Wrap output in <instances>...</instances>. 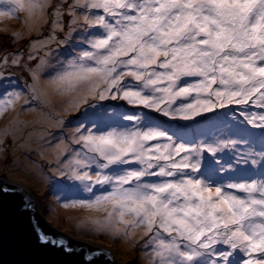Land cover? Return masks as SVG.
Segmentation results:
<instances>
[{
  "label": "snow or ice",
  "instance_id": "1",
  "mask_svg": "<svg viewBox=\"0 0 264 264\" xmlns=\"http://www.w3.org/2000/svg\"><path fill=\"white\" fill-rule=\"evenodd\" d=\"M20 14L8 35L24 47L0 51V118L16 112L0 146L29 129L56 157L61 206L102 212L90 223L113 238L143 229L147 264H264V0H0V20Z\"/></svg>",
  "mask_w": 264,
  "mask_h": 264
},
{
  "label": "rangeland",
  "instance_id": "2",
  "mask_svg": "<svg viewBox=\"0 0 264 264\" xmlns=\"http://www.w3.org/2000/svg\"><path fill=\"white\" fill-rule=\"evenodd\" d=\"M20 15L21 18L19 19L3 18L0 20V51H11L14 48L24 47V42L19 45H12L8 35L12 31L23 29V14ZM10 71L14 74L12 79H19L21 83L24 81L31 82L26 72L18 68H11ZM52 105L50 110L54 114L62 115L66 125L69 121H75L80 116V112H63L59 98L53 97ZM16 107L19 110L20 104H17ZM15 118L16 112L9 111L0 118V129L9 126ZM20 119L24 121L34 120L36 113L24 112ZM209 119H213V117H209ZM74 126L75 124L68 125V127ZM28 131L30 130L20 129L14 137L7 138L6 143L0 146V178L8 183L20 185L37 198L40 201L41 210L57 228L75 235L92 238L100 247L109 249L124 263L147 264L146 253L148 249L142 246L143 240H141L143 229L136 230L134 239L131 241L113 238L106 233L95 231L90 223L91 219L102 218V212H97L94 209L64 208L61 206L60 197L64 194L58 193L56 187L61 182V178L56 175V157L43 141L30 139L27 135ZM48 131L52 134H59L60 130L55 126H49ZM254 131L259 135L258 130ZM65 132H67V128Z\"/></svg>",
  "mask_w": 264,
  "mask_h": 264
},
{
  "label": "water",
  "instance_id": "3",
  "mask_svg": "<svg viewBox=\"0 0 264 264\" xmlns=\"http://www.w3.org/2000/svg\"><path fill=\"white\" fill-rule=\"evenodd\" d=\"M0 186L14 190L0 196V264H127L92 238L57 228L20 185L0 178ZM39 233L65 245L41 243ZM98 249L107 255L86 259Z\"/></svg>",
  "mask_w": 264,
  "mask_h": 264
},
{
  "label": "bare ground",
  "instance_id": "4",
  "mask_svg": "<svg viewBox=\"0 0 264 264\" xmlns=\"http://www.w3.org/2000/svg\"><path fill=\"white\" fill-rule=\"evenodd\" d=\"M17 31V30H16ZM11 47V46H10ZM34 198V200L36 201V203H37V205L41 208V204H40V201L37 199V198H35V197H33Z\"/></svg>",
  "mask_w": 264,
  "mask_h": 264
}]
</instances>
